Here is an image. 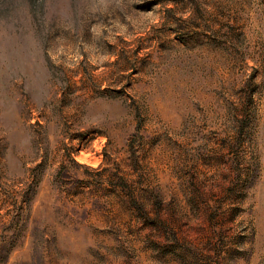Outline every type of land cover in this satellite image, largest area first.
I'll use <instances>...</instances> for the list:
<instances>
[{"label":"rangeland","instance_id":"1","mask_svg":"<svg viewBox=\"0 0 264 264\" xmlns=\"http://www.w3.org/2000/svg\"><path fill=\"white\" fill-rule=\"evenodd\" d=\"M0 264H264V0H0Z\"/></svg>","mask_w":264,"mask_h":264}]
</instances>
